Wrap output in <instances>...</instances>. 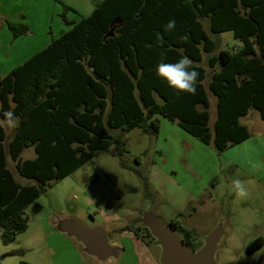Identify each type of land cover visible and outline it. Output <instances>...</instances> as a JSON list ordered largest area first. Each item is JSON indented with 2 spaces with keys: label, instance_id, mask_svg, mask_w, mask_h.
<instances>
[{
  "label": "trees",
  "instance_id": "obj_1",
  "mask_svg": "<svg viewBox=\"0 0 264 264\" xmlns=\"http://www.w3.org/2000/svg\"><path fill=\"white\" fill-rule=\"evenodd\" d=\"M70 10L63 6L59 14L68 31L0 78V120L8 110L19 120L11 135L0 125L3 245L27 230L25 210L42 193L110 145L126 168L123 137L135 128L156 136L159 117L165 118L221 153L250 138L240 119L253 111L264 121V0H103L77 22L67 20ZM5 23L13 39L28 32L26 25ZM223 33L237 45L211 56L207 72L203 55L215 50L212 37ZM183 57L199 73L195 94H177L155 72L159 63ZM210 96L216 109L212 130ZM28 150L33 157L22 159ZM9 161L26 184L15 179ZM169 227L191 250L201 245L176 220ZM123 230L145 245L154 241L146 227ZM263 242L254 239L247 252Z\"/></svg>",
  "mask_w": 264,
  "mask_h": 264
},
{
  "label": "rangeland",
  "instance_id": "obj_2",
  "mask_svg": "<svg viewBox=\"0 0 264 264\" xmlns=\"http://www.w3.org/2000/svg\"><path fill=\"white\" fill-rule=\"evenodd\" d=\"M102 1L0 0V22L19 23L28 28V32L16 40L10 33L2 48L6 53L4 62L11 59L12 65L17 64L20 61L12 58L19 51L24 50V55L30 56L68 31L69 27L59 16L63 6L71 9L66 13L67 20L77 22L88 17L95 4ZM202 23L208 33L207 23ZM212 39L215 41V36ZM216 43L218 49L231 45V33L219 35ZM2 62L0 70H3ZM209 113L212 130L216 118L212 96ZM254 114L251 111L244 119L247 125H252ZM160 119L162 126L156 136L142 134L139 128L124 134L126 152L121 159L126 168L121 166L115 146L110 145L42 193L25 210L27 230L16 235L8 245H3L0 239V264H106L100 256L89 254L65 231V227L75 221L84 227L103 228L109 243L119 241L125 247L117 264H137L128 230L122 229H130L135 224L150 227L155 218L166 227L176 220L185 230L196 229L200 244L211 233H217L214 264L264 261V245L253 254L246 250L254 239L262 237L264 240V159L256 158L258 153L264 152V134L233 150L242 161L238 168L224 167L220 172L227 154L217 152L213 145L202 144L165 118ZM258 119L262 121L259 116ZM4 128L8 135L12 134V130ZM172 145L178 147L177 152ZM32 157L31 150L22 154V159ZM9 167L17 181L28 182L16 174L11 161ZM233 179L244 183L247 197L235 195ZM200 182L205 190L197 199ZM190 200H194L191 205ZM158 247L161 251V246ZM149 249L155 251V248Z\"/></svg>",
  "mask_w": 264,
  "mask_h": 264
},
{
  "label": "water",
  "instance_id": "obj_3",
  "mask_svg": "<svg viewBox=\"0 0 264 264\" xmlns=\"http://www.w3.org/2000/svg\"><path fill=\"white\" fill-rule=\"evenodd\" d=\"M252 125L249 127L251 134H264V122L258 119V113L254 112ZM135 224L137 227L139 225ZM149 229L154 242L161 246V264H214V253L218 240L217 233H211L206 241L196 250H191L182 241L180 234L173 232L170 227H166L157 218L150 223ZM142 227V226H140ZM145 227V226H143ZM65 231L74 238L91 255H98L104 261L112 254V248L107 239L106 232L101 227H84L79 222H72L65 227ZM264 264V261L260 262Z\"/></svg>",
  "mask_w": 264,
  "mask_h": 264
},
{
  "label": "crops",
  "instance_id": "obj_4",
  "mask_svg": "<svg viewBox=\"0 0 264 264\" xmlns=\"http://www.w3.org/2000/svg\"><path fill=\"white\" fill-rule=\"evenodd\" d=\"M6 24H4V21L3 22H0V61H3L2 64H3V70H0V76L1 77H4L6 76L7 74H9L13 69L17 68L18 66L22 65L24 62H26L29 58H31L32 56H34L35 54H37L38 52H40L41 50H43V48H41V50H39L37 53H34L32 55H24V50L22 51H19L15 57H13L12 59L13 60H17L20 61L18 62L17 64H14L12 65L11 64V59H8L6 62H4V58H5V51H2V48L4 47V45L8 42V36L10 35V31H8V28H6ZM6 32H9V33H6ZM12 35H10L11 37ZM219 38V36L215 37V43H216V39ZM232 38V37H231ZM13 39V38H12ZM13 40H16V39H13ZM2 42V43H1ZM237 43L235 41L232 40V43L231 45L229 46H226V47H223V48H217V43H216V47H215V50L211 53V54H204L203 55V60L201 62V66L204 67L207 72H210L211 70L207 67V60L211 57V56H217V54L221 51V50H224V49H233L234 46H236ZM28 52V51H27ZM22 57V58H21ZM6 60V59H5ZM1 69V68H0ZM208 79L209 77L205 80V85H207L208 83ZM251 113V112H250ZM249 113V114H250ZM248 114V115H249ZM246 118V117H245ZM245 118H242L240 119V122L243 124V125H246L248 127V130H249V127L250 125H247L245 122H244V119ZM159 121H160V130H161V126H162V121L159 117ZM169 122V121H168ZM170 123V122H169ZM170 124H174V123H170ZM176 125V124H174ZM177 126V125H176ZM178 127V126H177ZM179 128V127H178ZM170 129V128H169ZM159 130V132H160ZM251 134V133H250ZM263 135V134H262ZM258 137L259 135L258 134H251L250 138L247 139L246 141L242 142L241 144H238L234 147H231L229 149H226L225 151H223L222 153H225L227 154V160L225 162V165L222 167L220 166L219 167V171L221 172L223 170L224 167H231V166H235V168H238V164L239 163H242L241 159L237 156V152H234L233 150L239 146H243L244 144H246L247 142H249L250 140H252L253 137ZM187 143H192V142H189L187 141ZM172 149H175L176 152L178 150V147L176 145H172L171 146ZM175 152V153H176ZM193 158V161L195 159V156L194 157H191ZM256 158H258V161H260L261 159H264V152L262 153H258L256 155ZM28 159V158H26ZM249 163V161H247ZM259 165V163H257ZM257 164H254L257 168H259L260 166H257ZM200 186L198 187L199 189L196 190V195L198 196L197 199H200L202 196H200L202 194V192L205 190L204 187H201V182L199 183ZM197 186V185H196ZM197 188V187H195ZM200 192V193H199ZM199 193V194H198ZM209 197H211V195H209ZM207 198V197H206ZM194 200H190L188 201V204L191 205L192 202ZM200 201V200H198ZM192 209L195 210V206L192 207ZM180 228L184 229L182 227V225L180 223H178ZM137 226V225H136ZM92 227H96V226H92ZM124 229V228H123ZM122 229V230H123ZM186 230H189V231H194V232H197L196 229H186ZM106 232V230H105ZM128 233H129V237L131 239V243L133 245V248L131 249L132 253L134 254L136 260H137V264H161L160 263V251H159V247L158 245L152 241L150 245H145L141 240H139L136 236H134V234L128 230ZM78 244V243H76ZM110 247L112 248V254H114L115 257H110L109 259H107L106 264H117V261L122 257V255L124 254L125 252V247L119 242V241H113V242H110ZM264 245V242L263 244L258 247L257 249H255L253 252H251V254H253L254 252L258 251L259 249H261ZM149 247L151 248H155V251H151L149 249ZM156 253V255H155Z\"/></svg>",
  "mask_w": 264,
  "mask_h": 264
},
{
  "label": "clouds",
  "instance_id": "obj_5",
  "mask_svg": "<svg viewBox=\"0 0 264 264\" xmlns=\"http://www.w3.org/2000/svg\"><path fill=\"white\" fill-rule=\"evenodd\" d=\"M175 21H169L166 26L167 29H173ZM191 60L187 57L179 59L175 63H159L156 67V75L161 79L169 88L173 89L177 94H195L196 81L199 73L192 69ZM3 120H0V125H3L9 130L15 129L19 125V120L12 110L3 112ZM233 191L239 198H245L248 191L244 183L239 179L232 180Z\"/></svg>",
  "mask_w": 264,
  "mask_h": 264
}]
</instances>
